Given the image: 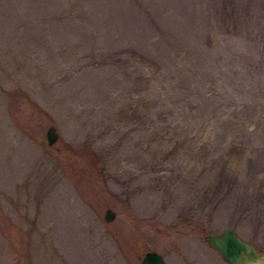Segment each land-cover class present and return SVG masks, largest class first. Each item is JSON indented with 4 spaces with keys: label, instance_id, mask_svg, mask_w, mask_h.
Segmentation results:
<instances>
[{
    "label": "rangeland",
    "instance_id": "obj_1",
    "mask_svg": "<svg viewBox=\"0 0 264 264\" xmlns=\"http://www.w3.org/2000/svg\"><path fill=\"white\" fill-rule=\"evenodd\" d=\"M226 225L264 251V0H0V264H228Z\"/></svg>",
    "mask_w": 264,
    "mask_h": 264
},
{
    "label": "water",
    "instance_id": "obj_2",
    "mask_svg": "<svg viewBox=\"0 0 264 264\" xmlns=\"http://www.w3.org/2000/svg\"><path fill=\"white\" fill-rule=\"evenodd\" d=\"M59 135L57 123L52 122L47 127L45 136L37 142L39 145H52L58 140ZM115 214L110 206L106 207L103 214L104 221H111ZM203 240L228 264H264V251L241 236L233 226L226 225L217 231L207 232L203 235ZM139 264L166 263L158 251L150 249L143 253Z\"/></svg>",
    "mask_w": 264,
    "mask_h": 264
},
{
    "label": "trees",
    "instance_id": "obj_3",
    "mask_svg": "<svg viewBox=\"0 0 264 264\" xmlns=\"http://www.w3.org/2000/svg\"><path fill=\"white\" fill-rule=\"evenodd\" d=\"M118 11H116V13H117ZM195 18V17H194ZM185 22V21H184ZM187 22H185V29L187 28ZM194 28V27H193ZM194 33H195V29H194ZM183 36H185V35H182V36H179L178 38H179V40L183 37Z\"/></svg>",
    "mask_w": 264,
    "mask_h": 264
}]
</instances>
